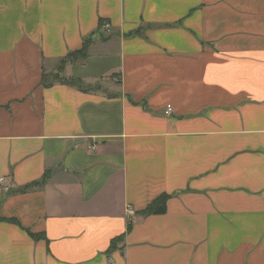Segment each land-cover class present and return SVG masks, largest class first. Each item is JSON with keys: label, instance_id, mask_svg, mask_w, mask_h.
<instances>
[{"label": "crops", "instance_id": "1", "mask_svg": "<svg viewBox=\"0 0 264 264\" xmlns=\"http://www.w3.org/2000/svg\"><path fill=\"white\" fill-rule=\"evenodd\" d=\"M0 177V264H264V0H0Z\"/></svg>", "mask_w": 264, "mask_h": 264}, {"label": "trees", "instance_id": "2", "mask_svg": "<svg viewBox=\"0 0 264 264\" xmlns=\"http://www.w3.org/2000/svg\"><path fill=\"white\" fill-rule=\"evenodd\" d=\"M88 39L84 40L83 42V45L80 49L78 50H74V51H70L67 55H66V59L68 58H73L74 60H77V59H82L86 56L87 54V45H88ZM44 85L46 86H50L52 83H43ZM40 182L42 181H36L28 186H25V188L29 187V186H36V185H39ZM167 198V194H163L157 198H155V200L149 204V206L144 209L142 212L144 214H149V213H152V212H157L158 210H162V205L164 204V201L166 200ZM32 237L34 238H37V235H33L31 234ZM112 246V245H110Z\"/></svg>", "mask_w": 264, "mask_h": 264}, {"label": "rangeland", "instance_id": "3", "mask_svg": "<svg viewBox=\"0 0 264 264\" xmlns=\"http://www.w3.org/2000/svg\"><path fill=\"white\" fill-rule=\"evenodd\" d=\"M66 60L71 61V60H74V59L73 58H68V59L61 60L60 61L61 65L57 66V69L62 67ZM61 79H64V76H63V74L61 72V69H58V71L55 72V74L52 73L50 76H47V78H46V80L49 81V83L50 82H54V81H58V80H61Z\"/></svg>", "mask_w": 264, "mask_h": 264}, {"label": "built area", "instance_id": "4", "mask_svg": "<svg viewBox=\"0 0 264 264\" xmlns=\"http://www.w3.org/2000/svg\"><path fill=\"white\" fill-rule=\"evenodd\" d=\"M106 27L108 25H105ZM170 112V105H167V109H166V113H169ZM4 181L3 177H0V183H2ZM4 190H8V187L7 186H3ZM130 214L133 213V211L131 209H129L128 211Z\"/></svg>", "mask_w": 264, "mask_h": 264}]
</instances>
